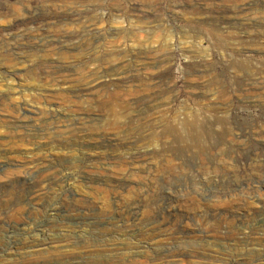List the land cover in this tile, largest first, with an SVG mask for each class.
Masks as SVG:
<instances>
[{"label": "rangeland", "instance_id": "374dc122", "mask_svg": "<svg viewBox=\"0 0 264 264\" xmlns=\"http://www.w3.org/2000/svg\"><path fill=\"white\" fill-rule=\"evenodd\" d=\"M0 10V264H264V0Z\"/></svg>", "mask_w": 264, "mask_h": 264}, {"label": "bare ground", "instance_id": "6f19581e", "mask_svg": "<svg viewBox=\"0 0 264 264\" xmlns=\"http://www.w3.org/2000/svg\"><path fill=\"white\" fill-rule=\"evenodd\" d=\"M2 10V9H1ZM0 10V11H1ZM3 11V10H2ZM3 12H5V11H3ZM2 13V12H1ZM4 14V13H3ZM2 15V14H1ZM6 15V14H5ZM2 17V16H1ZM59 39H61V38H59ZM18 44V43H17ZM20 44V43H19ZM18 44V45H19ZM64 46V45H63ZM59 47H61V45L59 46ZM62 49V48H61ZM63 50V49H62ZM67 52V51H66ZM56 54H58V53H55V55ZM58 57V56H57ZM64 58V57H63ZM63 58H62V60H63ZM68 58V57H67ZM53 59V58H52ZM66 59V58H65ZM53 61H54V59H53ZM64 62V61H63ZM51 63V62H50ZM49 63V64H50ZM60 63V62H59ZM52 64V63H51ZM56 64V63H55ZM64 64V63H63ZM67 64V63H66ZM72 64V63H71ZM70 64V65H71ZM87 64V63H86ZM73 65H74V63H73ZM49 66V65H48ZM62 66V65H61ZM69 66V65H68ZM55 67V66H54ZM66 67V66H65ZM51 68V67H50ZM66 68H68V67H66ZM59 69V68H58ZM58 69L56 70V71H58ZM63 70V69H62ZM65 70V69H64ZM66 70H68V69H66ZM58 73V72H57ZM79 79V78H78ZM74 81V80H73ZM65 82V81H64ZM66 83V82H65ZM75 84V83H74ZM83 85V84H82ZM72 86H73V84H72ZM75 86H78L77 85V83H76V85ZM85 86V88L83 87V86H81L80 88H79V90H81L82 92H83V90L86 92V90L85 89H87L89 86L88 85H84ZM91 87V86H90ZM78 90V89H77ZM74 91V90H73ZM90 92V91H89ZM79 94H81L80 92H79ZM8 97H7V94H3V93H0V107L1 108H4V107H6V105H8V101H7V103H6V99H7ZM8 100V99H7ZM7 108L8 109H11V111L12 112H14V114H15V112H16V114L19 112V111H21V110H23L24 109V107H22V106H20L19 104H12V105H8L7 106ZM23 108V109H22ZM3 110H5V109H3ZM7 111V110H6ZM8 111H10V110H8ZM20 113V112H19ZM12 114V113H11ZM23 114V113H22ZM18 115V114H17ZM20 115H21V113H20ZM35 178H36V176H34ZM31 178V177H30ZM47 179H45V181H46ZM32 181H34L35 183H36V180L35 179H33ZM42 181V180H41ZM34 182H32V183H34ZM43 183H44V181H43ZM47 183H48V181H47ZM257 183V182H256ZM259 184V183H258ZM29 185H31V184H29ZM37 185H39V183L37 184ZM44 185H45V183H44ZM259 185H261V184H259ZM32 186V185H31ZM35 186V185H34ZM37 187V186H36ZM39 187V186H38ZM256 187V186H255ZM31 188H33V186L31 187ZM254 188V187H253ZM253 188H252V190H253ZM257 190V189H256ZM29 196V195H28ZM166 253V252H165ZM182 255V254H181ZM161 256V255H160ZM173 256V255H172ZM176 257V256H175ZM105 258V257H104ZM110 258V257H109ZM106 259H108V258H106ZM171 259V258H170ZM179 259V258H178ZM169 260V259H168ZM167 261V260H166ZM173 261H175L174 259H173ZM178 261V260H177ZM98 262V261H97ZM168 262H170V260L168 261ZM209 262V261H208ZM101 263H103L102 261H101ZM172 263V262H171ZM170 263V264H171ZM212 263V262H211ZM113 264V263H112ZM168 264V263H167ZM182 264V263H181ZM215 264V263H214Z\"/></svg>", "mask_w": 264, "mask_h": 264}]
</instances>
